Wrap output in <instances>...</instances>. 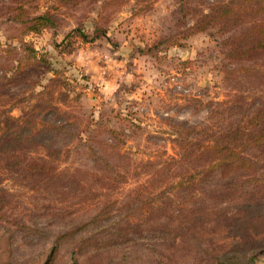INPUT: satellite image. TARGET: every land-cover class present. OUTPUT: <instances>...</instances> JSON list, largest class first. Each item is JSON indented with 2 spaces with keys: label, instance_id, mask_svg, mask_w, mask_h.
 Here are the masks:
<instances>
[{
  "label": "rangeland",
  "instance_id": "374dc122",
  "mask_svg": "<svg viewBox=\"0 0 264 264\" xmlns=\"http://www.w3.org/2000/svg\"><path fill=\"white\" fill-rule=\"evenodd\" d=\"M261 127L264 0H0V264H264Z\"/></svg>",
  "mask_w": 264,
  "mask_h": 264
},
{
  "label": "trees",
  "instance_id": "16d2710c",
  "mask_svg": "<svg viewBox=\"0 0 264 264\" xmlns=\"http://www.w3.org/2000/svg\"><path fill=\"white\" fill-rule=\"evenodd\" d=\"M22 22L27 24V27L30 31L34 32H41L43 28H47L51 25L54 24L52 21L51 17L49 15H37L33 17L30 21H23ZM24 23V24H25ZM71 32H78L79 35H81L82 38L87 39L86 33L82 32L80 29L76 28ZM72 33H69L67 35V38H69V35ZM66 40V38H65ZM59 129H63L62 127H58ZM236 129H232L229 132H226L223 134V139L222 142L218 145L215 146L216 148L212 150L213 146H210L211 149L207 150L206 152L209 154L216 155V158H218L216 161V165H210L209 167H217L218 170H220V174L222 177L230 176L234 177L237 175V173L241 170H250V169H255L256 173V178L255 180L260 182L259 188H261V192H259L257 195L254 194V197L257 199H260L264 196V172L259 173L258 169L256 170L255 166V160L252 159L251 156L245 155L241 149H239L238 145L236 144V141H239V134L240 132L247 137V140L251 141L254 145H258L260 148H264V127H261L257 132L254 134H251L250 132H245L240 129V132H236ZM20 131L18 132L17 136H20ZM243 138V137H242ZM14 141V142H13ZM7 141V144L11 147L12 144H15V140ZM234 142V143H233ZM16 145V144H15ZM7 150V149H6ZM9 152V159L13 160L17 153L16 151H8ZM15 152V153H13ZM264 152V149L262 150ZM22 152L18 153L21 154ZM12 158V159H11ZM30 158V157H29ZM27 159L28 162H34L32 166L27 169L28 171L33 172L34 174L37 173H43L46 172L47 169L50 168L47 163H41V162H36V160L30 158ZM15 163L19 165V161L13 160ZM9 166V165H8ZM20 168V167H19ZM22 169V167L20 168ZM214 169V168H213ZM51 170H49L50 172ZM214 171V170H213ZM214 173V172H213ZM259 174V175H258ZM1 194V191H0ZM1 196V195H0ZM264 199V198H263ZM3 206L0 205V209L2 210ZM144 238V236L142 237ZM255 249L250 250V256L246 257L244 260H237L235 262H232L230 264H249L251 261L255 262Z\"/></svg>",
  "mask_w": 264,
  "mask_h": 264
}]
</instances>
